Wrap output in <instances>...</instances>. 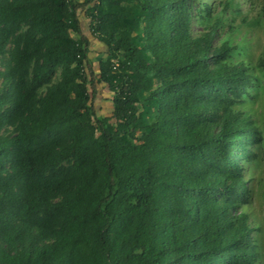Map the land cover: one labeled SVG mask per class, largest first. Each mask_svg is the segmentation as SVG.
<instances>
[{
  "label": "trees",
  "instance_id": "1",
  "mask_svg": "<svg viewBox=\"0 0 264 264\" xmlns=\"http://www.w3.org/2000/svg\"><path fill=\"white\" fill-rule=\"evenodd\" d=\"M250 29L264 1L0 0V264H264Z\"/></svg>",
  "mask_w": 264,
  "mask_h": 264
},
{
  "label": "rangeland",
  "instance_id": "2",
  "mask_svg": "<svg viewBox=\"0 0 264 264\" xmlns=\"http://www.w3.org/2000/svg\"><path fill=\"white\" fill-rule=\"evenodd\" d=\"M241 4V10L243 12H248L250 16H255L257 13L260 4L264 0H237ZM249 3H253V8L250 7ZM251 8V9H250ZM191 34L192 36L198 35V33L201 31V26L197 21L192 22L191 25ZM251 31L248 34H244L243 32L234 34L235 41L241 39L242 37L244 39L250 38V44H251V53L253 56V59L257 56L264 53V38L261 35V32L259 29H250ZM95 47V46H94ZM93 47V53L97 52L98 48ZM0 67V71H1ZM251 93H254L256 95L253 102L246 103L244 107V112L251 114V117L253 119H258L257 115L262 116L264 118V76H260L259 80V88L258 91L253 90ZM103 98H100L102 105H106L107 107L103 106L104 113H107V111L110 103L106 95H102L103 93H100ZM107 97V98H106ZM99 99V98H98ZM255 150V149H254ZM258 152V149H257ZM245 178L248 179V187L252 190L250 195V203L249 205L242 206V209L248 214L249 216V224L253 228H258V230L252 231V235L256 237L257 243L259 244L262 253H264V148L260 150L258 153V158L254 160L251 163H248L246 165L245 163ZM252 178H250V177ZM250 178V179H249Z\"/></svg>",
  "mask_w": 264,
  "mask_h": 264
},
{
  "label": "crops",
  "instance_id": "3",
  "mask_svg": "<svg viewBox=\"0 0 264 264\" xmlns=\"http://www.w3.org/2000/svg\"><path fill=\"white\" fill-rule=\"evenodd\" d=\"M83 26H85L86 27V25L83 23ZM92 46L94 47V48H98L97 50H99L101 47L99 46V44L98 43H95V42H92ZM93 47H92V51L94 50L93 49ZM93 55V54H92ZM96 55V54H95ZM101 55V54H100ZM100 55H98V57H100ZM96 57H97V55H96ZM97 92H99V93H103L102 95L104 96V95H106L107 96V93H109V95L107 96L108 98H110V92H109V90L106 88V87H104L102 84L100 85V86H98V89H97ZM106 97V98H107ZM100 98H103V97H100Z\"/></svg>",
  "mask_w": 264,
  "mask_h": 264
}]
</instances>
